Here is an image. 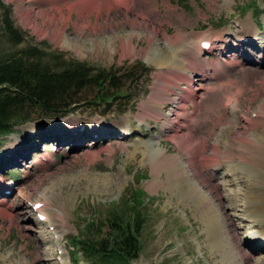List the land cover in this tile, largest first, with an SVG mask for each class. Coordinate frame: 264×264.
<instances>
[{
  "label": "rangeland",
  "instance_id": "1",
  "mask_svg": "<svg viewBox=\"0 0 264 264\" xmlns=\"http://www.w3.org/2000/svg\"><path fill=\"white\" fill-rule=\"evenodd\" d=\"M5 1L13 5L28 44L59 52L65 60L118 69L115 83L121 92L130 91L131 98L116 99L108 112L89 101L94 89L84 86L77 94L83 101L69 115L45 118L40 126L28 122L0 136V166L10 162L21 175L11 193L0 190V264H59L55 240L27 199L45 194L54 203L48 214L59 223L66 264H72L68 237L88 220L105 221L115 204L128 212L124 198L133 188L145 191L141 211L146 217L143 253L134 264H231L237 246L245 252L239 264H264V246L245 244L247 230L254 222L263 225L264 217L244 215L246 198L240 196L250 189L246 172L253 167L259 170L251 172L256 187L264 191V148L241 153V142L233 138H255L264 145V41L261 49L234 50L240 43L233 31L242 29L231 20L237 17L247 32L260 31L264 40V0H119V5L113 0ZM203 34L221 39L211 53L199 51ZM162 51L175 53L176 60H156ZM252 57L260 62H250ZM227 102L238 104L236 115ZM86 120L118 123L119 128L93 147L84 145V139L68 141L67 132L59 140L46 131L58 123L56 128ZM125 122L141 126L142 133L118 138ZM224 128H236L230 143L228 135H220ZM218 141L219 166L203 160L217 154L213 143ZM42 152L51 155L46 166L39 164ZM243 159L247 170L227 175L228 161L242 164ZM168 164L183 168L191 187L183 178L167 183ZM7 174L0 169V182L19 177L13 173L5 179ZM259 196L260 191L252 203Z\"/></svg>",
  "mask_w": 264,
  "mask_h": 264
},
{
  "label": "trees",
  "instance_id": "2",
  "mask_svg": "<svg viewBox=\"0 0 264 264\" xmlns=\"http://www.w3.org/2000/svg\"><path fill=\"white\" fill-rule=\"evenodd\" d=\"M22 43L23 32L15 24L12 7L0 0V135L10 132L17 123L41 121L42 117L53 118L72 111L82 101L76 97L84 86L96 88L91 98L94 101L90 102L98 105L106 102L110 106L111 100L129 96L116 89L115 70L94 69L84 62L65 60L61 54L43 51L34 44L17 51ZM131 217V228L123 227V221L114 218L106 237L84 239V256L91 264H130L138 256V226L143 219Z\"/></svg>",
  "mask_w": 264,
  "mask_h": 264
},
{
  "label": "bare ground",
  "instance_id": "3",
  "mask_svg": "<svg viewBox=\"0 0 264 264\" xmlns=\"http://www.w3.org/2000/svg\"><path fill=\"white\" fill-rule=\"evenodd\" d=\"M113 2H114V0H113ZM53 28V27H52ZM131 35H132V32H131ZM258 39V37L256 36V35H253V37H252V39H249V41H252V42H254L255 40H257ZM131 40H132V38L129 36V38H128V41L129 42H131ZM215 40V39H214ZM256 42V41H255ZM131 44V43H130ZM213 49H215V48H213ZM212 49V50H213ZM169 52V51H168ZM204 54H206V52L204 53ZM176 55H175V53H172V54H170V53H167L166 51H162V56H159V57H157L156 58V60H158V61H163V60H170V61H174V60H176ZM216 63V62H215ZM218 64V63H217ZM219 65H217V67H218ZM249 81V80H248ZM191 82V81H190ZM234 96H236V95H234ZM237 97V96H236ZM236 101V100H235ZM146 103V102H145ZM262 105V104H261ZM146 106V105H145ZM149 108V107H148ZM155 109V108H154ZM241 115V114H240ZM209 116V115H208ZM187 117V116H186ZM93 121H95V120H93ZM207 121V120H206ZM75 122V121H74ZM203 122V121H202ZM211 122V121H210ZM94 123V122H93ZM249 123L252 125V123H253V121L252 120H250L249 121ZM118 124V123H117ZM129 125V124H128ZM79 126H81V124H80V121H78V123H75V125H74V129L75 130H78L79 129ZM126 126H127V122L124 124V130H123V132L125 133V132H128V130H126ZM230 126V125H229ZM129 128H131V126H129ZM199 128V127H198ZM96 131H94L93 133H99L100 134V136L103 134V132L101 131L102 129H103V127H101V126H99V127H96ZM223 129V128H222ZM224 130H225V128H224ZM236 132V128H233V129H230V131H229V129H226L224 132H222V133H220V135L222 134V136L223 135H228V137H227V141H228V143H230L231 142V138H230V135H232V133L234 134ZM218 137V136H217ZM220 137V136H219ZM233 138H235V140L237 141H239V142H241V143H239L240 144V146H238V148H239V150L238 151H240L241 153H257L258 151H260L261 150V148L263 147L264 148V145L263 146H261L260 147V145H258V140L257 139H255V138H253V140L252 139H250V138H244V139H242V137L241 136H234ZM236 138H238V139H236ZM222 139V138H221ZM71 141H73V140H71ZM219 142H221V141H218V142H215V143H213V145L215 146V147H217V154L214 156V157H208V159H203L202 157V159L203 160H213V162L217 165V166H219L220 165V162H221V157L218 155L219 153H220V151H219V149H220V144H219ZM224 142V141H223ZM263 142V141H262ZM247 143V144H246ZM213 147V146H212ZM226 147H228V144L226 145ZM262 148V149H263ZM230 150V149H229ZM215 151V152H216ZM225 151H228V150H225ZM232 151V150H231ZM246 151V152H245ZM204 152V151H203ZM261 152V151H260ZM240 154V153H239ZM259 154V153H258ZM247 155V154H246ZM245 155V159H247V156ZM253 155V154H252ZM251 155V156H252ZM257 155V154H256ZM228 156V155H227ZM258 156H260V155H258ZM199 157V156H198ZM230 157V156H229ZM261 157V156H260ZM175 158V157H174ZM221 158V159H220ZM241 158H243L242 156H241ZM245 159H243V163L242 164H238V163H235V162H230V161H232L231 159H228V160H230V161H228V164H227V167H226V169L225 170H227V175H231V176H235L236 175V173H237V170L238 169H245L244 168V165L243 164H245V163H247L248 161V159L247 160H245ZM171 161V160H170ZM223 161V160H222ZM211 162V161H210ZM170 163V162H169ZM175 164V163H174ZM173 164V165H174ZM208 163H206V165H207ZM222 164V163H221ZM248 164V163H247ZM169 165V167H168V169H167V183H177V182H179V181H183L181 178H183L185 181V183H186V185H188L189 187H191V185H189L187 182L189 181V177L190 176H188V174L185 172V170L183 169V168H181V167H178V168H174V167H171L170 166V164H168ZM247 166V165H246ZM249 166V165H248ZM203 167H204V165H203ZM181 169H182V171H181ZM249 169H251V168H249ZM245 170H247V169H245ZM258 171L259 170H256L255 169V167H253V170H251L250 172H246L247 173V177H246V186H247V188L249 187L250 189L249 190H241V194H240V196L241 195H244V197L246 198L245 200L244 199H242L245 203V206H246V209H245V211L243 210V214L244 215H247L248 217H250V218H258V217H260V216H262V217H264V191L262 190V188H260L259 186L260 185H258L257 187H256V180L252 177V175H251V172H253V173H255V174H259L258 173ZM194 176V175H193ZM212 177H213V175H212ZM226 177V176H225ZM236 178V177H235ZM235 178H233V179H235ZM232 179V178H231ZM232 179V180H233ZM227 180V179H226ZM249 181H251L250 182V186H249V184L247 183V182H249ZM3 188H7V183H1V185H0V189H3ZM192 188L194 189L193 191H196L197 189L195 188V187H193L192 186ZM256 190V191H255ZM258 191H260V196H259V200H258V202L256 203V204H254V203H252V201H251V199H252V197L253 196H255V195H257L258 196ZM95 215V214H94ZM261 218V217H260ZM259 219V218H258ZM27 226H26V228H31V225L30 224H26ZM255 228H259V229H255ZM230 232H231V229L229 230ZM251 232H256V234L254 235V234H249V236H247L246 235V239L247 238H251L252 239V241L253 242H257V243H263L264 242V224L263 225H261V224H257V225H255V227L254 228H252V231ZM248 240V239H247ZM237 249H238V254L236 255V256H234L233 257V259H232V261H231V264H239V258L240 257H243L244 255H245V252H244V248H242V247H236Z\"/></svg>",
  "mask_w": 264,
  "mask_h": 264
}]
</instances>
